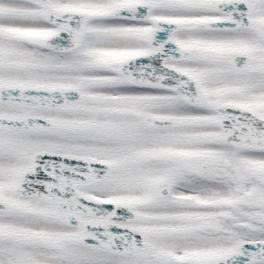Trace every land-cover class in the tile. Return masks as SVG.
Masks as SVG:
<instances>
[{"label":"snow or ice","instance_id":"1","mask_svg":"<svg viewBox=\"0 0 264 264\" xmlns=\"http://www.w3.org/2000/svg\"><path fill=\"white\" fill-rule=\"evenodd\" d=\"M0 264H264V0H0Z\"/></svg>","mask_w":264,"mask_h":264}]
</instances>
